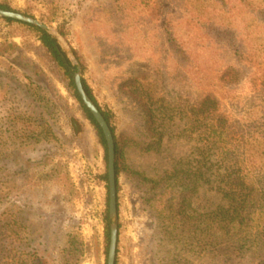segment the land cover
<instances>
[{
    "label": "rangeland",
    "instance_id": "374dc122",
    "mask_svg": "<svg viewBox=\"0 0 264 264\" xmlns=\"http://www.w3.org/2000/svg\"><path fill=\"white\" fill-rule=\"evenodd\" d=\"M0 3L78 54L111 118L123 149L118 264H257L260 247L240 249L250 230L224 236L214 257L212 214L226 202L196 172L209 98L249 182L264 175V0ZM107 171L95 127L37 34L0 18V264H108Z\"/></svg>",
    "mask_w": 264,
    "mask_h": 264
},
{
    "label": "trees",
    "instance_id": "16d2710c",
    "mask_svg": "<svg viewBox=\"0 0 264 264\" xmlns=\"http://www.w3.org/2000/svg\"><path fill=\"white\" fill-rule=\"evenodd\" d=\"M0 8L18 12L8 4L0 3ZM152 12L158 14L157 6H152ZM9 23H19L33 32H35L42 43V46L47 50L50 57L56 66L61 70L65 79L68 82V88L72 92L73 97L80 103L88 120L92 123L97 131L99 142L105 151V160L108 168V146L104 133L90 110L84 104L76 83L75 72L77 66L69 57V54L63 49L59 40L41 27H36L30 24H25L12 19H4ZM49 23H53L50 19ZM76 57L79 58L75 52ZM83 84L89 96L98 105V101L93 94V91L85 78ZM210 99H206L200 109L203 115V120L199 126V140L201 142L199 151L202 159L198 163L196 175L200 179L207 182L208 178H214V191L218 193L226 205H219L214 210V257L219 256L220 247L223 244L224 236H228L231 232H241L242 230H250L253 239L246 241L240 249L260 247L261 254L257 264H264V175L254 182L250 183L249 175L247 173L246 159L239 155L240 150L237 145L234 146L230 142V132L227 126L228 120L223 116H217L213 110H207L210 107ZM101 108V107H100ZM106 120L109 122L114 133L116 141V173H117V188L119 191V176L121 173V160L123 159V149L120 146L117 138L115 128L111 123L110 116L103 111ZM73 130L77 133L80 130V122L77 118L71 119ZM30 139L37 141L38 136L36 132H29ZM29 140V138H28ZM246 140V139H244ZM247 141V140H246ZM238 149V150H237ZM175 173H179L175 171ZM180 174V173H179ZM172 174L170 178L175 177ZM102 179L107 184L109 194V179L108 171L102 176ZM169 187V186H168ZM172 188V186H170ZM261 201V202H260ZM109 207V200H108ZM107 241H110L111 221L109 217V208L105 216ZM219 233L222 234L221 241L218 240ZM217 236V237H216ZM248 240V239H247ZM250 243L248 246L247 244ZM257 243H262L261 246ZM28 264H41L40 260L29 259ZM118 264V261H116Z\"/></svg>",
    "mask_w": 264,
    "mask_h": 264
},
{
    "label": "water",
    "instance_id": "95a60500",
    "mask_svg": "<svg viewBox=\"0 0 264 264\" xmlns=\"http://www.w3.org/2000/svg\"><path fill=\"white\" fill-rule=\"evenodd\" d=\"M0 18L1 19H12L25 24H30L36 27H41L42 29L48 31L54 37H56L59 42V36L55 35L49 25L42 23L38 19L26 16L25 14L8 11L0 8ZM61 44V42H60ZM62 46V45H61ZM69 57L73 61L75 58L73 53H68ZM77 69L75 72V83L78 92L86 105L90 110L98 124L103 130L105 139L108 146V179H109V217L111 221V236H110V246L108 254V264H116L117 254H118V243H119V222H118V188H117V173H116V141L114 133L109 122L106 120L103 110L98 106L94 100L89 96L83 84L82 76V66L76 64Z\"/></svg>",
    "mask_w": 264,
    "mask_h": 264
}]
</instances>
